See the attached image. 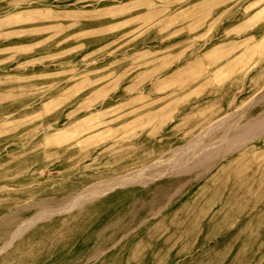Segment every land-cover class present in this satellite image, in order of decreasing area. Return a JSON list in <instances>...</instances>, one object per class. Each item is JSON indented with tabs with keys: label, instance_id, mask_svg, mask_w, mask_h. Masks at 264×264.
Masks as SVG:
<instances>
[{
	"label": "rangeland",
	"instance_id": "rangeland-1",
	"mask_svg": "<svg viewBox=\"0 0 264 264\" xmlns=\"http://www.w3.org/2000/svg\"><path fill=\"white\" fill-rule=\"evenodd\" d=\"M254 121L264 0H0V264H264Z\"/></svg>",
	"mask_w": 264,
	"mask_h": 264
},
{
	"label": "bare ground",
	"instance_id": "bare-ground-1",
	"mask_svg": "<svg viewBox=\"0 0 264 264\" xmlns=\"http://www.w3.org/2000/svg\"><path fill=\"white\" fill-rule=\"evenodd\" d=\"M264 124L261 122L254 121L252 123H247L243 128L238 129L237 133L235 134V137H239L241 139H245V137L253 138L258 133H260L263 130ZM204 161L199 160L193 167V168H200L203 167ZM6 220V219H5ZM9 224V223H8ZM18 231V229H17Z\"/></svg>",
	"mask_w": 264,
	"mask_h": 264
}]
</instances>
